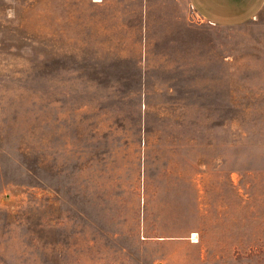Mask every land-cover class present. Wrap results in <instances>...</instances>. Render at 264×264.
I'll return each mask as SVG.
<instances>
[{
    "label": "rangeland",
    "instance_id": "1",
    "mask_svg": "<svg viewBox=\"0 0 264 264\" xmlns=\"http://www.w3.org/2000/svg\"><path fill=\"white\" fill-rule=\"evenodd\" d=\"M0 264H264V7L0 0Z\"/></svg>",
    "mask_w": 264,
    "mask_h": 264
},
{
    "label": "crops",
    "instance_id": "2",
    "mask_svg": "<svg viewBox=\"0 0 264 264\" xmlns=\"http://www.w3.org/2000/svg\"><path fill=\"white\" fill-rule=\"evenodd\" d=\"M205 21L216 26H234L254 18L264 7V0H188Z\"/></svg>",
    "mask_w": 264,
    "mask_h": 264
}]
</instances>
